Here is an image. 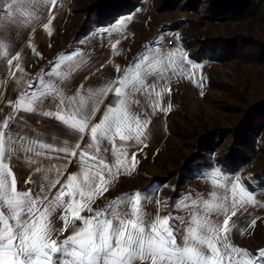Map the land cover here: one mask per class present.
Here are the masks:
<instances>
[{"label": "rangeland", "instance_id": "rangeland-1", "mask_svg": "<svg viewBox=\"0 0 264 264\" xmlns=\"http://www.w3.org/2000/svg\"><path fill=\"white\" fill-rule=\"evenodd\" d=\"M100 1L57 0L52 10L57 23L51 35L45 30L31 42L39 55L30 47L26 51L32 57L23 59L25 83H37L62 56L77 51L88 54L89 61L102 58L104 65L111 60L127 63L113 79L145 55L152 60L175 53L171 61L176 71L164 59V78L146 81L161 92L160 107L171 105L170 110L153 113L147 98L137 94L145 107L134 111L150 121L147 146L134 141L124 145L129 160L136 153L135 170L117 173L108 191L94 197L93 212L85 208L84 215L90 217L116 198L137 191L142 193L146 223L156 215L188 217L191 200H211L213 191L218 198L227 196L230 207L231 182L240 177L257 204L237 209L228 242L258 253L264 249V206H259L264 205V0L232 1L219 14H212L218 0H104L107 3L99 5ZM165 87L169 91H162ZM100 118L98 113L96 120ZM116 142L123 146L119 138ZM105 143L103 147L111 152V144ZM110 156L115 165V156ZM214 171L221 175L213 177ZM184 204L189 207H174ZM55 215L48 222L53 238L63 241L64 221ZM210 218L223 220L216 213Z\"/></svg>", "mask_w": 264, "mask_h": 264}, {"label": "snow or ice", "instance_id": "snow-or-ice-1", "mask_svg": "<svg viewBox=\"0 0 264 264\" xmlns=\"http://www.w3.org/2000/svg\"><path fill=\"white\" fill-rule=\"evenodd\" d=\"M56 4L57 0H0V33L6 21L9 28L34 31V24L46 20L43 28L51 35L56 18L52 10ZM28 47L39 55L31 41ZM79 55L62 56L51 71L41 74L37 88L24 91L15 102L17 113L23 110L56 124L42 123L36 128L23 116L0 121V264H264V249L252 254L228 242L227 234L235 227L230 225V220L237 209L245 208L246 204H257L240 177L231 182L230 207L227 196L218 198L213 191L211 200H191L192 211L188 217L156 215L154 220L146 223L139 191L116 198L106 209L95 211L90 217L80 215L85 208L89 213L93 212L94 197L108 191V185L117 173L130 174L135 170L136 153H132L129 160L127 146L117 147L116 138L147 146L144 140L150 121L134 111V108L145 107L137 94L147 98V106L153 113L157 109L162 112L171 109V105L167 109L160 107L161 92H156L155 85L146 81L153 76L163 79L166 73L164 59L173 66L171 57L175 53L152 60L145 55L134 68L124 69L119 78L107 80L96 88L81 84L73 92L68 85L71 75L81 67L76 60ZM0 58L6 61L10 77L15 78L17 72L23 75L21 52L12 54L2 35ZM115 68L117 72L122 71L119 65ZM173 71H176L174 66ZM45 75L49 79L45 80ZM20 82L15 79L16 84ZM27 87L32 89V83L28 82ZM162 91L169 89L165 87ZM153 92L155 100L152 99ZM110 94H114L111 99ZM98 113L101 118L96 120ZM105 142L112 145L115 165H110L101 155L109 151L103 147ZM61 159L63 164L53 162ZM13 161L33 172L36 178L30 176L27 182L34 188L23 192L17 190ZM69 164L79 165L82 178L69 175L67 182L62 184L60 177L67 172ZM220 175L219 171L212 173L213 177ZM57 185H60L59 190L49 199ZM85 198L88 203H82ZM217 199L220 202L213 203ZM56 208L64 212L61 216L65 225L63 231L68 230L69 223L73 225L71 234L63 241L53 238L48 222ZM213 213L217 217L222 215V222L211 219ZM69 214L73 217L71 222ZM75 221H82V226H75ZM255 224L253 219L251 226Z\"/></svg>", "mask_w": 264, "mask_h": 264}, {"label": "crops", "instance_id": "crops-1", "mask_svg": "<svg viewBox=\"0 0 264 264\" xmlns=\"http://www.w3.org/2000/svg\"><path fill=\"white\" fill-rule=\"evenodd\" d=\"M56 21H57L56 19L53 21L52 29L55 28L56 23H57ZM46 22L47 21L44 20L40 23L34 24L33 25L34 31H31L27 28L25 29V32L23 28L21 29L9 28L7 26V21L5 22V28L3 29V32L0 33V35L4 37L5 43L7 44L8 49L12 52V54H15V52L17 51L21 52L22 54L21 66L24 69V73L23 75H21L19 72H17L15 78L10 77L8 74L9 69H8V66L6 65V61L3 58H0V121H3L4 119H8L9 117H16L18 119L20 116H23L25 121L30 126L36 127V128H39L42 123L49 124V125H53L57 123L48 118H41L37 114L25 113L23 112V110L17 113L14 107L15 102L20 98V95L24 91L30 92L31 90H34L38 86V82L34 83L33 82L34 80H33L32 81L33 83L31 82L32 89H28L27 87L28 83H25L24 81L25 79L24 76L27 73V69L26 67H24V64L26 62L23 61V59L24 57L26 59H29L30 57H32V53L30 54L26 53L28 49V43L29 41L33 42V40H36L38 33L45 31V29L43 28V23H46ZM17 31H19L20 33L19 35H17ZM76 53L81 54L76 57V60L81 63V67L78 69L76 73L71 75L70 80H69L68 86L73 92L81 84H84L85 87H92V88L102 86L105 83V81L111 80L113 79V76L118 75V72L116 71V68H115L116 65H119V67H121V65L123 67L127 65V63H123L122 61L118 63L116 62L114 63L112 60L108 61L107 64L104 65L102 62V58L97 57L98 59L95 58L97 59L96 61L95 59L94 60L92 59L93 60L92 62V60L89 61V58L87 56L88 54L84 56V54H82L81 51H77ZM54 67L48 69L47 72L51 71ZM63 68L64 66L62 65L61 69L63 70ZM13 71L15 70L13 69ZM44 78L45 80L49 79V77H47L46 75L44 76ZM15 79H19L21 82L19 84H16ZM112 95L114 94L109 95V99L112 97ZM116 140H118V138H116ZM115 144L117 145V142ZM121 144L124 146V145H127V142H121ZM104 145H106V143H104ZM101 155L105 157L106 161L110 165H114V162L110 156L112 155L110 151H108L107 153L102 152ZM60 156L63 157L64 154H60ZM70 159H74V158H70ZM53 162L58 163V164H63V159L54 160ZM12 166H13L14 175L17 178V190L18 191H21V192L28 191L29 189H32L35 187L33 184H30L27 182L30 176H32L33 179L36 178L35 175H33L32 171H30L23 165L17 166L15 161L12 162ZM69 175H77L78 178H82L80 174V167L78 164H69L67 166V172H65L63 176L60 177L62 184L67 182V177ZM59 187L60 185H57V188L52 190V193L49 199H52L55 193L59 190ZM82 203H86V198L85 200L82 201ZM52 213L58 214V216L56 215L55 216L59 218H61L62 214L64 215V212L61 210V208H56V210L53 211ZM84 214H85V209L83 210V213L82 211L80 212V215L86 218V215ZM68 219L69 221L70 219L73 220V217L69 214ZM81 223L80 221H76L75 226H82ZM64 226L65 225L63 223V229H64ZM63 229H62V232H63L62 234L65 238L67 235L71 234L73 227L68 226L67 231H63Z\"/></svg>", "mask_w": 264, "mask_h": 264}, {"label": "trees", "instance_id": "trees-1", "mask_svg": "<svg viewBox=\"0 0 264 264\" xmlns=\"http://www.w3.org/2000/svg\"><path fill=\"white\" fill-rule=\"evenodd\" d=\"M104 0L98 2L99 5H105L107 2H103ZM232 1H236V0H218L217 2V8L215 9V11L212 12V14H219L221 12V8L228 4L229 2H232ZM191 2H194V0H188L187 3H191ZM191 5H194V4H191ZM103 12V11H102ZM87 29H85L83 32H86Z\"/></svg>", "mask_w": 264, "mask_h": 264}]
</instances>
